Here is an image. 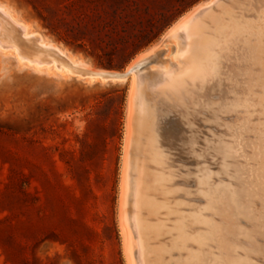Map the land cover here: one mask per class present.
<instances>
[{
    "label": "bare ground",
    "instance_id": "obj_1",
    "mask_svg": "<svg viewBox=\"0 0 264 264\" xmlns=\"http://www.w3.org/2000/svg\"><path fill=\"white\" fill-rule=\"evenodd\" d=\"M24 30L0 7V51L19 63L89 80L131 76L129 264H264V0H206L180 18L164 41L178 44L174 63L162 58L148 99L145 70L159 52L98 72Z\"/></svg>",
    "mask_w": 264,
    "mask_h": 264
},
{
    "label": "rangeland",
    "instance_id": "obj_2",
    "mask_svg": "<svg viewBox=\"0 0 264 264\" xmlns=\"http://www.w3.org/2000/svg\"><path fill=\"white\" fill-rule=\"evenodd\" d=\"M204 1L0 0V7L25 27L22 35H39L89 70L121 73L159 52L149 65L155 72L145 70L148 99L162 58L174 63L178 44L164 42L167 33ZM40 69L0 51V264H129L121 194L131 76L89 80Z\"/></svg>",
    "mask_w": 264,
    "mask_h": 264
},
{
    "label": "water",
    "instance_id": "obj_3",
    "mask_svg": "<svg viewBox=\"0 0 264 264\" xmlns=\"http://www.w3.org/2000/svg\"><path fill=\"white\" fill-rule=\"evenodd\" d=\"M102 77L105 78L106 80H111L112 74H102Z\"/></svg>",
    "mask_w": 264,
    "mask_h": 264
}]
</instances>
